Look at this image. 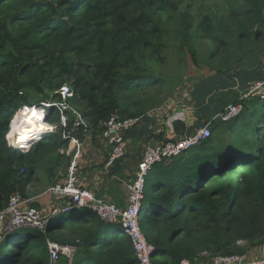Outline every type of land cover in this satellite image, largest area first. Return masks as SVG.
Masks as SVG:
<instances>
[{
	"label": "trees",
	"instance_id": "1",
	"mask_svg": "<svg viewBox=\"0 0 264 264\" xmlns=\"http://www.w3.org/2000/svg\"><path fill=\"white\" fill-rule=\"evenodd\" d=\"M221 1L197 19L188 0H0V209L18 190L29 197L30 185L39 193L58 181V171L71 159L61 152L71 143L64 132L77 113L87 123L73 133L82 139L86 131L101 132L115 112L136 118L162 104L171 92L158 70L174 47L210 72L193 82L194 94L202 89L210 96L222 76L238 82L243 74L260 77L264 0ZM66 85L73 95L64 101L60 91ZM251 99L235 102L248 109ZM62 102L68 105L63 113ZM45 103L46 120L57 130L29 149L21 146L32 143L21 138L14 140L21 146H11L7 135L14 137L10 123L17 111ZM260 113L247 120L257 117L255 142L239 131L238 116L222 121L227 133H235L230 142L221 138V127H212L200 144L155 164L151 173L158 176L147 182L141 218L146 238L159 251L155 263L196 264L202 251L244 257L264 246ZM175 127L181 128L178 122ZM49 240L77 247L72 263L60 253L56 264H139L123 229L85 207L53 216L45 231L22 226L6 235L0 264H52ZM248 256L236 264H252Z\"/></svg>",
	"mask_w": 264,
	"mask_h": 264
},
{
	"label": "built area",
	"instance_id": "2",
	"mask_svg": "<svg viewBox=\"0 0 264 264\" xmlns=\"http://www.w3.org/2000/svg\"><path fill=\"white\" fill-rule=\"evenodd\" d=\"M70 86H64L61 93L64 100L73 95L69 93ZM264 98V80L255 82L249 90L242 95V100L253 97ZM240 99V100H241ZM62 113L68 109L66 102L59 105ZM245 109V105L240 102H232L226 106L223 112L215 115L213 119L229 121L240 116ZM45 115L46 114V110ZM76 113V112H75ZM185 113L179 112L167 120V126L174 130L175 121L184 119ZM62 126L67 128L68 119L62 115ZM140 122V117L122 119L119 112L112 114L111 118L103 122L101 135L106 139L110 146V152L105 164L106 170L110 171L118 160L125 156L126 135L128 130L136 127ZM212 121L203 128L196 131L193 135L185 138L171 139L161 145L147 144L139 159L135 176L132 180L125 183L128 205L121 207L116 203L96 197L91 189L79 184V160L82 154L83 142L73 133L81 126H87L81 114L77 113V118L73 125L64 132L63 138L71 140L70 145L62 153L71 155V159L65 167L58 171V181L47 189L54 196L68 200L65 206L56 204L53 214L67 213L73 208H88L96 212L103 220L117 223L131 239L139 264H157L154 262L158 249L146 238L142 226L141 218L144 212L143 202L147 188V176H149L155 164L162 161H170L174 157L181 155L194 145L206 140L212 135ZM58 125H52L49 132L55 131ZM88 132V131H86ZM47 133V132H46ZM10 144V143H9ZM11 145V144H10ZM13 146V145H11ZM64 169V170H63ZM32 199L25 197L21 191L14 192L9 199L6 207L0 209V243L3 238L22 226H31L45 231L50 217L42 209L31 205ZM48 245L51 252L52 264H56L59 254L66 255L72 263L73 256L77 250L75 245H61L49 240ZM260 259L258 264H264V246L259 249ZM233 257L216 258V264H231ZM182 264H190L188 260H183ZM236 264V263H235Z\"/></svg>",
	"mask_w": 264,
	"mask_h": 264
},
{
	"label": "crops",
	"instance_id": "3",
	"mask_svg": "<svg viewBox=\"0 0 264 264\" xmlns=\"http://www.w3.org/2000/svg\"><path fill=\"white\" fill-rule=\"evenodd\" d=\"M262 65L263 67L259 73L261 74L260 77L249 78L247 74H243L242 81L238 82L237 79L222 76L221 79H218L219 89L212 92L210 96L206 94V91L203 92L202 89H198L195 94L192 91L186 95V98L174 102L172 101L175 100L172 99L173 95H170L158 107L140 116L139 124L128 130L125 156L111 166L110 171H107L105 167L110 152L109 144L101 135V132L94 134L93 130L88 131L81 139L83 149L79 160V184L91 189L96 197L116 203L121 207L127 206L128 198L125 183L134 178L137 164L145 146L147 144L158 146L171 139L191 136L210 121H212L211 128L221 127L223 129L222 120L213 119L214 114L221 112L225 105L240 100L242 95L256 81L264 80V56L262 57ZM263 99L259 97L255 100V97H253L250 100L252 101V108L250 109H253ZM198 105L206 106L199 108ZM179 112L185 113L184 119L175 121V124L178 122L181 128L177 129L176 125L174 130H170L167 126V120ZM208 119L209 121L206 123ZM222 131L223 135L227 134L224 129ZM29 197L38 208L46 214L48 213L50 218L58 215L53 214L56 204L65 206L68 201L52 195L47 190L32 194Z\"/></svg>",
	"mask_w": 264,
	"mask_h": 264
},
{
	"label": "rangeland",
	"instance_id": "4",
	"mask_svg": "<svg viewBox=\"0 0 264 264\" xmlns=\"http://www.w3.org/2000/svg\"><path fill=\"white\" fill-rule=\"evenodd\" d=\"M188 1H191L193 3V5L190 9H191L192 14L195 15L197 19H199L201 17V15H203L204 13L205 14L211 13L214 9H216V6H215L216 3L221 4L223 2L221 0H188ZM200 43L203 44L200 47L201 52L203 53L205 51V45H204L205 42L202 41ZM168 55H169V58H168L169 61L166 65L162 66L158 70V74H159L158 76H160L165 81L167 92L170 91L171 92L170 95H173L172 99H175V100H172V101L179 102L182 100V98H186V95H188L190 92H192L193 82L199 81L203 76L209 75L210 72L206 67L203 68L204 66L203 67L195 66L194 62L192 61L191 56L187 52H183V54H180L175 47L173 49H171V51L169 52ZM66 86L68 87V85H66ZM71 90L72 89L69 90L70 94H72ZM61 95L63 98L64 95L62 93H61ZM48 105L49 104L45 103V104H41L39 106H25L23 108L26 109L28 107H30V108L33 107V109L38 108V110H41V109L46 110ZM23 108H20L17 112H19ZM261 110L264 111V99L260 100L253 109H250V108L244 109L243 112L240 114L239 124L237 123L239 126L238 127L239 131L243 134V136L248 137L252 142H255L256 138H257L255 128H256V124H257V117L261 116V113H260ZM253 113L257 117L255 119H252L253 121H251L250 123H247V120H249L251 118ZM62 115H64V114H62ZM64 116H66V115H64ZM14 117L12 120H14ZM67 119H68V117H67ZM61 122H62V119H61ZM51 125H53V124H51ZM55 130H57V128ZM11 131H12V128H11ZM239 131L236 130V133L238 132L240 134ZM14 134H16V133H14ZM233 135H235V133H232L230 131L227 134L226 133L224 135L222 134L221 138L226 139V142H230L232 140ZM41 137H43V134L37 138H41ZM23 138L27 139V137H23ZM7 139H9V141L11 143H13L17 146L21 145L17 141L13 142V140H16V139H13L12 136L7 135ZM38 140H35L33 143L37 142ZM33 143L30 144V146H28L26 149H29L33 145ZM13 144H11V145H13ZM67 148L68 147L62 148L61 151H64ZM153 176H158V175H154L152 173H151V175L149 174V176H147V182H148V180L150 181L151 177H153ZM33 186L34 185H30L28 190H27L28 194L30 196L32 194H35L37 192V190L39 189L38 187H33ZM238 243L239 244H245L244 241H239ZM252 249L250 250V253L249 252L246 253V256L249 255L247 257V259L252 260V264L253 263L258 264V261H259L260 256H261V255H259V249L260 248L254 247V249L253 250ZM2 253L4 254V257H5L6 256V254H5V241H2L0 244V255H2ZM246 256L241 257L240 255H233V256H231V257H233L232 262L236 263L238 261H241V259L245 258ZM225 257H230V256H218V255L216 256L211 251H202V252H200L198 257L195 259L196 260L195 262H196V264H216L214 261L216 258H225ZM262 258L264 260V257H262ZM63 262H64V260H62V261L59 260V263L64 264ZM189 263L192 264L190 261H189Z\"/></svg>",
	"mask_w": 264,
	"mask_h": 264
},
{
	"label": "bare ground",
	"instance_id": "5",
	"mask_svg": "<svg viewBox=\"0 0 264 264\" xmlns=\"http://www.w3.org/2000/svg\"><path fill=\"white\" fill-rule=\"evenodd\" d=\"M33 111L37 112L40 118L39 119L33 118L32 123H28L29 118L32 117ZM51 126H52L51 124L46 122L44 109L38 110V108L33 109V107L32 108L28 107L26 109L23 108L19 112H17V114H15L11 126L12 128L11 134L14 135L13 139L21 138L25 142L32 143L35 140L40 139L37 137L41 136L45 132H48L51 129ZM23 137H27V139ZM21 147L27 148L26 146H21Z\"/></svg>",
	"mask_w": 264,
	"mask_h": 264
},
{
	"label": "clouds",
	"instance_id": "6",
	"mask_svg": "<svg viewBox=\"0 0 264 264\" xmlns=\"http://www.w3.org/2000/svg\"><path fill=\"white\" fill-rule=\"evenodd\" d=\"M47 116L45 115V118H46ZM33 118H35V119H39L40 117H39V114L37 113V112H35V111H33V113H32V117L31 118H29V120H28V123H32V120H33ZM46 122H47V120H46ZM48 123V122H47ZM11 124V123H10ZM46 133V132H45ZM44 133V134H45ZM43 134V135H44ZM42 138V137H41ZM41 138L39 139V140H41ZM38 140V141H39ZM17 148V147H16ZM20 149V148H19ZM20 150H23V149H20Z\"/></svg>",
	"mask_w": 264,
	"mask_h": 264
},
{
	"label": "water",
	"instance_id": "7",
	"mask_svg": "<svg viewBox=\"0 0 264 264\" xmlns=\"http://www.w3.org/2000/svg\"><path fill=\"white\" fill-rule=\"evenodd\" d=\"M12 122H13V120L11 121L10 127L12 126ZM231 264H235V263H231Z\"/></svg>",
	"mask_w": 264,
	"mask_h": 264
}]
</instances>
